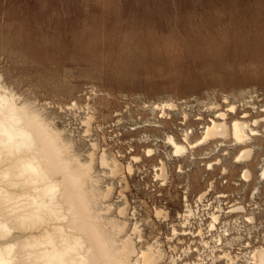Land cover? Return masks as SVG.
Returning <instances> with one entry per match:
<instances>
[{"label": "rangeland", "instance_id": "obj_1", "mask_svg": "<svg viewBox=\"0 0 264 264\" xmlns=\"http://www.w3.org/2000/svg\"><path fill=\"white\" fill-rule=\"evenodd\" d=\"M0 76L65 130L82 160L95 152L99 188L113 186L103 203L116 217L126 207L123 235L138 249L162 248L159 264H228L225 252L235 264H255L253 249L264 247V137L254 138L249 160L236 161L233 138L184 156L168 136L180 140L191 126L195 141L218 110L234 116L233 105L240 116H264V0H0ZM166 102L176 107L162 117L153 108ZM184 112L190 124L181 123ZM104 151L118 159L116 174L101 165Z\"/></svg>", "mask_w": 264, "mask_h": 264}, {"label": "bare ground", "instance_id": "obj_2", "mask_svg": "<svg viewBox=\"0 0 264 264\" xmlns=\"http://www.w3.org/2000/svg\"><path fill=\"white\" fill-rule=\"evenodd\" d=\"M1 83L0 76V264H159L165 255L162 248L156 249L151 244L138 249L132 234L123 235L128 226L126 207H118L120 217H116L112 215L113 203H103L111 197L113 186L105 190L99 188L100 178L94 175L95 152L82 160L80 153L72 150V143L63 137L66 135L61 132L64 129L60 131L54 127L30 101L21 103V97ZM175 107V103L166 102L156 103L153 109L167 117L166 109ZM230 109L236 112L234 116L229 117L226 111L218 110L202 126V136L195 141L191 140V126L183 130L180 140L169 135L168 142L174 154L187 156L190 148L213 140L222 144L233 138L240 151L236 161L249 160L255 147L254 138L264 137V129L258 127L264 128V116L249 118L247 111L240 116L234 105ZM196 119L201 120L203 116L198 115ZM190 122L189 114L184 112L181 123L187 125ZM93 146L95 148L96 143ZM201 149L205 150L206 146ZM147 151L152 153L153 149ZM106 153L100 154L101 165L116 174L120 163ZM134 159L140 157L134 156ZM243 169L242 176L249 181L252 171L248 166ZM128 170L133 171L131 163ZM160 170L158 176L166 179L163 161ZM206 194V191L202 192L198 200ZM240 209L243 207L237 206L231 211ZM187 212L185 217L192 215L191 209ZM163 213L162 209H156L158 216ZM187 217L184 224L189 222ZM211 218L214 229L220 214L213 212ZM173 230L177 232L176 228ZM133 233L140 234L137 224ZM183 233L190 232L184 230ZM202 233L199 230L196 235ZM139 238H142L141 234ZM217 240L223 243L221 237ZM201 242L210 247L209 241ZM176 246L171 245V248L176 249ZM251 255L253 263L264 264V247L253 249ZM220 257L227 258L228 264H235V257L228 252ZM189 262L205 264L201 257Z\"/></svg>", "mask_w": 264, "mask_h": 264}, {"label": "snow or ice", "instance_id": "obj_3", "mask_svg": "<svg viewBox=\"0 0 264 264\" xmlns=\"http://www.w3.org/2000/svg\"><path fill=\"white\" fill-rule=\"evenodd\" d=\"M149 154H151V153H149Z\"/></svg>", "mask_w": 264, "mask_h": 264}]
</instances>
